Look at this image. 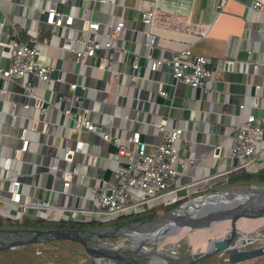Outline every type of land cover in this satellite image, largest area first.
I'll list each match as a JSON object with an SVG mask.
<instances>
[{
	"label": "crops",
	"instance_id": "obj_1",
	"mask_svg": "<svg viewBox=\"0 0 264 264\" xmlns=\"http://www.w3.org/2000/svg\"><path fill=\"white\" fill-rule=\"evenodd\" d=\"M86 1L80 6L75 0H0V49L16 31L20 40L38 42L37 63L54 66L56 59L62 58L61 77L51 78L47 87L32 73L15 80L0 78V86L8 88L6 95L0 93V214L5 217L12 218L9 215L14 214L16 219H46L47 211L34 204L43 198L56 205L89 206L90 187L100 185L103 179L113 180L112 170L117 163L108 158V153L114 152L115 147L98 134L74 130L73 121L62 112L69 103L58 95L73 93L69 82L82 87L80 103L93 121L109 129L112 135L138 129L148 150L160 140L153 117L166 120L169 126L183 125L185 140L180 144L181 153L193 152L196 157L194 164L179 168L184 172L182 180L193 182L189 186L190 196L215 184L206 186L202 178L228 165L211 152L216 144L226 149L233 142L235 127L243 119L239 105L244 103L246 112L264 117V16L249 7L251 0ZM139 4L153 8L149 25L154 39L152 46L141 35ZM49 6L72 14V24L69 27L46 24L39 15L41 9ZM85 19L99 24L97 32L90 33L94 39L104 41L107 32L111 33L112 47L96 49L92 56L78 59L64 43L83 32ZM118 19H122L123 27L120 33H115L108 26ZM184 47H189L193 54L204 55L215 69L214 79L206 82L212 87L209 97L205 91L181 81L176 82L171 97L157 93V80L164 81L169 93L168 74L161 69L151 70L152 60H166ZM135 55L139 68L133 70ZM103 58L104 65L100 66ZM224 59L232 60L229 69L223 66ZM8 63V58L0 54V65ZM133 72L136 76L130 78ZM25 82L32 84L45 100L43 110L24 93ZM24 102H29V106H22ZM12 107L17 114L16 125L10 124ZM71 108L80 109L78 105ZM20 127H27L29 143L21 158L12 160L10 167L20 182L21 200L26 203L22 209L3 200L11 171L8 173L1 166L3 155L19 143ZM63 142L76 149L73 160L85 174L82 181L81 176H73L68 192L60 190V170L55 175L49 168L52 158L60 155L57 146ZM123 142L129 145L128 141ZM260 142L263 147L264 135ZM65 164L59 160V165ZM260 168H264V152L256 155L252 165L253 171ZM171 256L173 260L185 257L175 252ZM215 256L221 258V264H264V255L236 263L228 262L225 255ZM209 257L202 258V264H208ZM168 259L164 262L171 261Z\"/></svg>",
	"mask_w": 264,
	"mask_h": 264
},
{
	"label": "built area",
	"instance_id": "obj_2",
	"mask_svg": "<svg viewBox=\"0 0 264 264\" xmlns=\"http://www.w3.org/2000/svg\"><path fill=\"white\" fill-rule=\"evenodd\" d=\"M249 7L264 16V0H251ZM143 28L141 35L144 42L152 46L153 35L149 31L153 8L142 7ZM44 9H41V11ZM49 18L44 22L51 26H67L73 22V15L62 13L53 6L47 7ZM123 21L118 19L114 23H110L108 28L115 33L122 31ZM99 24L96 21L85 19L83 22V32L69 40V49L78 59H84L92 56L96 49L112 47L109 39L110 32H107L108 38L104 41L94 39L90 33L97 32ZM2 22L0 21V30ZM126 52L125 47L122 48ZM40 49L38 42L34 39L31 43L20 40L16 31L12 32L11 37L1 44L0 54L8 58L7 66L0 65V78L5 80L24 77L32 73L37 80L44 86L49 85L51 79L50 73L53 69L51 64H39L36 57L39 55ZM105 58L100 62L103 66ZM165 59L154 58L150 64L151 70L160 69ZM173 68V75L177 81L186 83L193 88H199L205 91L209 97L212 93V87H208L206 82L208 79L213 80L215 69L210 67L208 60L204 55L191 53L189 47L177 49L172 55L165 60ZM223 66L228 68L232 64L231 59H224ZM132 69L139 68L138 56L133 57L131 63ZM117 74L115 73V76ZM136 73H130L129 77L133 78ZM163 80L156 81V91L159 95L166 97L167 90L163 86ZM69 88L73 93L59 94L60 100L64 99L69 103V107L63 108L62 112L65 116L73 121L74 130H84L100 135V137L111 143L115 147L114 152L108 153V158L116 160V167L112 170L113 180L103 179L100 185H92L90 187L89 199L91 205H56L48 199L34 201L38 207H42L47 211L46 219L64 220V221H86L93 220L108 224L111 220L121 215L134 214L151 208L155 204L165 203L171 204L179 202L189 197L190 188L193 182L183 181L184 172L179 168L186 165L194 164L196 157L193 152L188 154L181 153V142L185 140V128L183 125L169 126L166 120H159L153 117L154 123L160 133V140L156 143L152 150L147 149V142L143 139L142 133L138 129H130L121 135H112L110 130L103 127L102 124L92 120L85 106L81 105L78 94L74 93L77 86L76 82H69ZM24 93L33 100L34 105L41 110L45 108V100L35 91V88L29 82L22 84ZM8 88L0 86V93L6 95ZM80 107L79 110L73 111L71 106ZM24 107L29 106V102L22 104ZM240 111L243 113V119L239 122L234 130L233 142L226 149L216 144L212 148L211 155L219 158L221 163L228 164L222 169L211 175L205 176L202 180L206 186L211 183L226 182L228 177L236 172L252 170V165L256 161V155L264 152V146L260 144L264 135V117H259L251 111L246 112V105H239ZM10 124L16 125V113L14 107L9 112ZM18 145L11 148L8 154H4L1 166L6 171H11L8 177L7 192L9 196L2 194L8 203L25 207L26 203L21 200L19 191L20 182L12 173L10 163L12 160L21 158L29 143L27 127H20L18 134ZM123 140L129 142L127 145ZM60 155L52 158L49 165L50 170L56 175V171L60 170L61 186L60 190L68 192V188L73 176L84 177V172L80 170L79 164L74 162L73 153L76 150L67 143H61L57 146ZM59 160H63L66 164L62 167ZM230 161V162H229ZM58 176V175H57ZM185 189L182 195L177 194L179 189ZM56 213V214H55ZM46 217V216H45ZM146 247V246H144Z\"/></svg>",
	"mask_w": 264,
	"mask_h": 264
},
{
	"label": "water",
	"instance_id": "obj_3",
	"mask_svg": "<svg viewBox=\"0 0 264 264\" xmlns=\"http://www.w3.org/2000/svg\"><path fill=\"white\" fill-rule=\"evenodd\" d=\"M86 2L75 0V4L80 6ZM39 17L43 21L47 20L49 11L42 10ZM64 47H69V39L65 40ZM61 65L62 58L59 57L50 73L52 79L61 77ZM160 69L168 74V94L171 97L177 82L173 68L164 60ZM82 92V87L77 85L74 93L82 95ZM257 218L264 219V184L218 182L181 200L165 212L144 219L83 227H0V250H16L31 244L66 240L79 246L73 253L81 259V264H202L200 260L212 254L225 255L228 262L236 263L264 255V244L247 246L255 239L248 234V230L240 234L241 229L238 227L240 221ZM219 223L225 224L227 230L213 237L203 251L167 262H153L151 258L141 260L144 254L140 251L147 243L163 244L161 240L165 236L192 230H201L203 233L204 230L220 228V225L214 226ZM244 236L246 240L238 243L237 240ZM254 236L264 239V235ZM114 237H118V240H113Z\"/></svg>",
	"mask_w": 264,
	"mask_h": 264
},
{
	"label": "rangeland",
	"instance_id": "obj_4",
	"mask_svg": "<svg viewBox=\"0 0 264 264\" xmlns=\"http://www.w3.org/2000/svg\"><path fill=\"white\" fill-rule=\"evenodd\" d=\"M185 193V189H179L177 194L182 195ZM156 209V208H155ZM166 211V210H165ZM163 211V212H165ZM158 214L163 213L162 208L157 209ZM157 214V215H158ZM9 216H14V214ZM56 221V220H55ZM220 225V228L210 229L207 231L192 230L180 234H174L172 236H165L161 241L163 242V254H167L169 259L173 261L171 253L175 252L177 255L187 256L192 252L203 251L206 249L209 241L213 237L219 236L226 230V225L223 223L216 224L214 226ZM248 234L254 236L255 234L259 236L264 235V223L258 225L257 227L248 230ZM175 239V241L173 240ZM113 240H118V237H114ZM128 242V240H125ZM172 241L175 243L173 244ZM242 242V241H240ZM238 242V243H240ZM264 243V239H255L248 246H255ZM146 247L151 250L145 253L144 259H149L153 257L154 259L161 257L162 254L155 255L153 249L156 248V244L147 243ZM79 246L76 244L66 241V240H56L44 244H31L25 248L16 250H0V264H81L82 262L76 258L73 252L77 250ZM174 250V251H173ZM36 251H39L38 253ZM208 264H221V258L213 255H209ZM166 257V260L167 258ZM78 259V260H77ZM81 260V259H80ZM89 264H92L90 262Z\"/></svg>",
	"mask_w": 264,
	"mask_h": 264
},
{
	"label": "trees",
	"instance_id": "obj_5",
	"mask_svg": "<svg viewBox=\"0 0 264 264\" xmlns=\"http://www.w3.org/2000/svg\"><path fill=\"white\" fill-rule=\"evenodd\" d=\"M228 183H257V184H264V168H260L256 171L249 170V171H239L232 175H230L227 179ZM180 202V201H179ZM176 203H171L167 205H163L162 203L155 204L151 208L138 211L134 214L129 215H121L117 218L111 220L108 224H117L120 222H128L133 220L144 219L148 217H153L158 214L157 209L162 208V212L169 209L170 207L174 206ZM156 208V209H155ZM102 223L93 221V220H86V221H64V220H49L45 218H36V219H12L9 217H5L0 214V227L4 226H32V227H46V226H68V227H83V226H94V225H101Z\"/></svg>",
	"mask_w": 264,
	"mask_h": 264
},
{
	"label": "bare ground",
	"instance_id": "obj_6",
	"mask_svg": "<svg viewBox=\"0 0 264 264\" xmlns=\"http://www.w3.org/2000/svg\"><path fill=\"white\" fill-rule=\"evenodd\" d=\"M262 223H264V219H262V218H257V219H252V220H247L246 222H239L238 223V227H239V229H241V230H239V232H240V234H242L243 232L242 231H244V230H251L252 228H254V227H257L258 225H261ZM226 230H227V226H226ZM225 230V231H226ZM224 231V232H225ZM223 232V233H224ZM222 234V233H221ZM244 234V233H243ZM219 236H220V234H219ZM246 238L247 237H245L244 236V238L243 239H239V240H237L238 242H240V241H244V240H246ZM253 239H260L258 236H253ZM236 241V242H237ZM158 243V242H157ZM163 244L162 243H160V244H158V245H156V248H154L153 249V253L155 254V255H159V254H162L161 255V257H158V258H156V259H154L153 258V262L155 261V262H164V260L166 259V258H164V256H163ZM151 249L149 248V247H143L142 249H141V251L140 252H142V253H147V252H149Z\"/></svg>",
	"mask_w": 264,
	"mask_h": 264
},
{
	"label": "flooded vegetation",
	"instance_id": "obj_7",
	"mask_svg": "<svg viewBox=\"0 0 264 264\" xmlns=\"http://www.w3.org/2000/svg\"><path fill=\"white\" fill-rule=\"evenodd\" d=\"M262 244H264V243H262ZM248 246V245H247ZM174 251V250H173ZM142 253V252H141ZM144 254V255H143ZM142 258H141V260H144V261H146V260H148V259H144L143 257L145 256V253H142ZM163 256H164V258H166V257H168V255L167 254H163ZM151 259H153V257H150ZM149 258V259H150ZM118 264H127V263H118Z\"/></svg>",
	"mask_w": 264,
	"mask_h": 264
}]
</instances>
